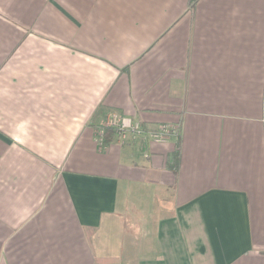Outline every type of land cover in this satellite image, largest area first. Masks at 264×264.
I'll return each instance as SVG.
<instances>
[{"label":"crops","instance_id":"1","mask_svg":"<svg viewBox=\"0 0 264 264\" xmlns=\"http://www.w3.org/2000/svg\"><path fill=\"white\" fill-rule=\"evenodd\" d=\"M0 264H264V0H0Z\"/></svg>","mask_w":264,"mask_h":264},{"label":"built area","instance_id":"2","mask_svg":"<svg viewBox=\"0 0 264 264\" xmlns=\"http://www.w3.org/2000/svg\"><path fill=\"white\" fill-rule=\"evenodd\" d=\"M112 131L116 144L122 146L146 138L155 144H165L171 140L178 141L179 126L173 124L160 125L155 129H146L131 117L117 112H109L99 126L94 129V142L99 152H104L111 141H107L106 133Z\"/></svg>","mask_w":264,"mask_h":264},{"label":"rangeland","instance_id":"3","mask_svg":"<svg viewBox=\"0 0 264 264\" xmlns=\"http://www.w3.org/2000/svg\"><path fill=\"white\" fill-rule=\"evenodd\" d=\"M153 192H150L149 194H152ZM171 209V206L169 203L167 202H163L161 199H159L157 196H156V199L154 201V215H148V216H144L142 217L143 219H149V217L151 216V219L154 221H156L159 217H162L164 215H166ZM152 212V213H153ZM141 217V216H140ZM127 217L124 216L123 217V220L125 221ZM142 219V220H143ZM152 221H149V225H151L153 223Z\"/></svg>","mask_w":264,"mask_h":264},{"label":"trees","instance_id":"4","mask_svg":"<svg viewBox=\"0 0 264 264\" xmlns=\"http://www.w3.org/2000/svg\"><path fill=\"white\" fill-rule=\"evenodd\" d=\"M113 136H114L113 132L112 131H108L106 133V139H107V141H111L113 139ZM176 142H177L176 144L178 145L179 144V139ZM167 167L171 171H173L174 173H176L177 168H178V150H176L174 152V154L171 156V158L169 160H167Z\"/></svg>","mask_w":264,"mask_h":264}]
</instances>
